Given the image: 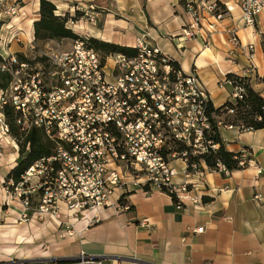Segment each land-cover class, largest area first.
Masks as SVG:
<instances>
[{"label":"built area","instance_id":"obj_1","mask_svg":"<svg viewBox=\"0 0 264 264\" xmlns=\"http://www.w3.org/2000/svg\"><path fill=\"white\" fill-rule=\"evenodd\" d=\"M239 7L248 26L264 14V0H239ZM186 8L192 19L183 29L186 37L195 35L203 13L216 20L225 15L217 0H194ZM231 42L237 43L234 35ZM45 47L42 59L0 55V72L9 76L6 85L0 78V158L3 143L19 150L18 143L7 141L11 131L6 107L12 108L14 123L24 135L39 128L54 143L51 155L33 161L16 184L4 185L7 191L14 187L12 193L21 200L22 219L47 214L71 234L75 221L88 225L99 221L105 209L130 210L119 202L118 194L129 169L138 172L135 176L143 184L166 191L177 207L198 203L191 191L193 182L173 183L176 171L170 159L181 158L187 172L198 176L203 172L201 161L188 163L186 150L165 153L173 140L189 147L192 155L206 152L209 145L216 147L205 136L210 129L205 113L208 97L196 73L173 68L157 48L143 42L137 43L135 56L111 55L110 74L99 53L81 40L60 53L48 42ZM241 92L235 88L233 99ZM239 164L244 160L240 158ZM208 169L230 172L220 162ZM33 197L38 201L35 210L30 207ZM254 198L259 201L261 196ZM139 224L146 227L149 219L142 218ZM77 258L65 264L91 262L84 253Z\"/></svg>","mask_w":264,"mask_h":264},{"label":"crops","instance_id":"obj_2","mask_svg":"<svg viewBox=\"0 0 264 264\" xmlns=\"http://www.w3.org/2000/svg\"><path fill=\"white\" fill-rule=\"evenodd\" d=\"M51 1L59 10L56 0ZM91 1L104 10L95 12L102 21L95 37L124 46L143 42L157 48L167 59L176 61L182 72L196 73L215 107L233 99L234 87L226 79L228 73L249 77L252 87L264 95V14H259L253 25H245L239 0H217L225 15L216 20L203 13L193 37L184 36L182 30L192 20L186 4L194 0ZM27 3L37 15L39 0H26L12 24L28 28L19 32L28 42L33 38L36 18L26 17ZM88 7L93 8V3ZM81 27L91 31L89 25ZM233 35L236 44L231 42ZM26 45L4 46L0 42V55H27ZM219 133L227 150L240 153L244 160L240 169L224 175L201 162L203 172L198 176L187 172L181 158L170 159L176 171L173 183L193 182L191 191L199 197L198 203L186 202L177 207L166 191L143 184L141 178L128 173L118 194L127 193L124 198L130 210L105 209L99 221L88 225L75 221L72 234L63 237L60 234L64 226L46 218L50 238L47 252L42 255L45 261L34 264L66 261L81 253L91 259L87 264H264V128L220 125ZM2 149L0 219L11 222V217L14 221L20 215L21 208L9 205L13 201L8 200L11 193L4 181L18 154L9 157L7 149ZM256 194L261 196L259 201L254 198ZM61 210L65 212L62 206ZM142 218L149 219L148 226L139 224ZM34 222L31 227H35ZM6 228L1 223L0 264H9L11 252L4 245L17 233L15 226ZM198 228L202 231L197 232ZM21 259L19 264H32L27 258Z\"/></svg>","mask_w":264,"mask_h":264},{"label":"trees","instance_id":"obj_3","mask_svg":"<svg viewBox=\"0 0 264 264\" xmlns=\"http://www.w3.org/2000/svg\"><path fill=\"white\" fill-rule=\"evenodd\" d=\"M218 6L223 13L226 12L219 2ZM68 20L69 18L67 16L57 13L54 2L51 0H39L38 18L33 21L34 41L47 42L61 39L81 40L87 47L99 53L102 62L105 61V58L114 54H124L132 57L138 52L136 46H124L94 37L81 36L67 27L66 23ZM17 56L22 59L21 54L18 53ZM2 60L0 56V63ZM168 61L173 68L180 70V66L176 61L172 59H168ZM0 78L3 85H6L9 78L8 74L0 72ZM226 79L231 82L234 89L239 87L242 89V92L240 98L235 97L232 100H227L217 107L209 99L206 101L205 113L210 121V129L206 132L205 136L211 142V145H215L216 147L213 148L209 145L206 152L192 155L189 147L173 140L170 143L171 150L165 151V153L186 150L188 153V163L201 161L208 168H213L217 162H220L229 171L241 168L239 164L240 153L231 152L225 148L219 133V126L231 125L238 126L240 129L252 130L264 128V95H262L261 91L252 87L250 79L247 76L228 73ZM5 113L10 124L11 135L19 144V154L16 158V164L6 174L4 183L6 184L12 181L16 184L20 180V175L33 161L53 153L54 143L39 128H31L24 135L14 123V112L12 108L6 107ZM126 194L121 195L119 200L121 204L126 202L124 198ZM53 263L65 264V261L56 260Z\"/></svg>","mask_w":264,"mask_h":264},{"label":"rangeland","instance_id":"obj_4","mask_svg":"<svg viewBox=\"0 0 264 264\" xmlns=\"http://www.w3.org/2000/svg\"><path fill=\"white\" fill-rule=\"evenodd\" d=\"M109 1L110 0L106 1L107 4H109ZM56 2L59 5V10L57 9V13L60 15H65L69 18V20L66 23L67 27L71 28L75 33L81 36L97 38L95 37L96 36L95 31L97 28H99V26L101 27L102 21L99 20L100 17L98 18L95 12L102 13V10H103L99 4H96V2H92L91 0H56ZM25 3H26V0L25 1L23 0H0V42L4 46H9L11 43H15L18 45L27 43L26 57L28 58L29 57L32 58L33 56L40 58L42 56V52L45 49H47V47H45V44L47 42H48V46L56 53L69 50L74 41L72 39H61V40H52V41H47V42H42V41L36 42L34 41V37H33L32 42L34 43L35 47L30 48L31 41L27 42L19 34V32H22L23 28H25V25H23V28H21V27H16L12 24L13 20H17L18 15L20 16L18 11L21 8V6L24 5ZM90 3H93V8L88 7ZM26 5H27V16L26 17L30 19L35 17L37 19L38 11H37V15L34 16L32 4L27 3ZM13 9H14V12H12ZM82 25L84 26L89 25L91 31L89 30L86 32L85 28L82 29L81 27ZM27 30L28 28H25L23 32ZM28 50L30 53L28 52ZM9 54H16L17 56L18 53H8L6 55H9ZM21 55L22 57H25L24 54H21ZM113 62L114 61L110 56L105 58V61L103 63L106 66L105 67L106 73L110 74L111 69L114 66ZM12 138L14 137L10 134V136L7 138V141H11ZM2 147L4 149L5 148L7 149V154H9V157L15 154V150L12 148L10 143H3ZM17 154H19V152H17ZM128 173H131L134 177H136L135 174L138 172L133 171V169H129ZM13 191H14V187L10 188L9 193H11V198L8 200L13 201V202L10 203L9 205L11 207H14V205H17L18 207L21 208V212H22L23 205L21 203V200L18 197H16L17 195L12 193ZM37 203H38L37 197H33L30 202L31 210H35ZM62 207L64 206L62 205ZM64 211H66L65 207H64ZM63 216L64 215H62V217ZM77 216L80 217V215H77ZM48 217L49 216L47 214L39 215L37 213V214H33L32 216H30L28 220H23L20 215L17 217V219H14V221H13V217H11L12 218L11 222L9 221L3 222V220L0 219V225L1 223L2 225H6L7 230L11 229V227H14V226L17 230V233H13L12 237L4 245V247L7 248L11 252V255L8 256L10 260L9 264H19L22 261L21 258H27V260H29L32 264L45 261L42 259V255L46 254L47 252L48 239L50 238L49 236L50 234L48 232V229L50 228L47 229L46 227V226L49 227L48 225L49 220L46 219ZM32 220L33 221L36 220V222H34L35 227L30 226V223L32 222ZM72 229H74V225ZM22 231H25V232L22 234L21 233ZM71 234L64 231L60 234V237L71 235ZM78 256L79 255L66 260L65 263L75 261ZM40 259H42V261ZM87 261H91V259L87 258ZM50 264H54V263L51 261Z\"/></svg>","mask_w":264,"mask_h":264},{"label":"bare ground","instance_id":"obj_5","mask_svg":"<svg viewBox=\"0 0 264 264\" xmlns=\"http://www.w3.org/2000/svg\"><path fill=\"white\" fill-rule=\"evenodd\" d=\"M185 27H186V26H185ZM185 27H184V28H185ZM184 28H183V29H184ZM182 33H183V30H182ZM194 36H195V35H194ZM11 143H12L13 145H16V142H15V141L12 142V140H11Z\"/></svg>","mask_w":264,"mask_h":264}]
</instances>
